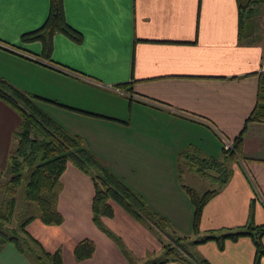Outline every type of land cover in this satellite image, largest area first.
I'll return each mask as SVG.
<instances>
[{"label":"crops","instance_id":"crops-1","mask_svg":"<svg viewBox=\"0 0 264 264\" xmlns=\"http://www.w3.org/2000/svg\"><path fill=\"white\" fill-rule=\"evenodd\" d=\"M245 1L255 9L264 8V0ZM61 4L66 25L80 41L55 33L45 58L40 40L22 38L42 28L48 0H0V80L45 100L40 109L79 137L186 242L249 222L264 226V124L247 125L241 156L223 161L226 181L202 208L196 234L191 232L192 207L180 187L195 191L182 181L183 168L186 177L192 172L180 154L221 162L224 143L240 133L256 101L257 75L264 71V33L259 34L249 20L244 24L248 32L239 39L241 0H61ZM19 123L17 114L0 101V177ZM69 167L61 178L71 174ZM71 181L84 189V200L78 196L73 203L63 198L62 186L57 210L63 220L69 217L67 212L77 217V207L90 212V182L77 176ZM123 226L122 236L132 252L142 255L160 248L131 219ZM60 227L77 242L65 222ZM90 232L88 239L99 244L93 237L96 230ZM260 242L264 248V236ZM189 253L208 264L254 260L248 237L225 241L221 249L213 241L193 245ZM0 264L31 263L7 243L0 246ZM258 264H264V258Z\"/></svg>","mask_w":264,"mask_h":264},{"label":"trees","instance_id":"trees-1","mask_svg":"<svg viewBox=\"0 0 264 264\" xmlns=\"http://www.w3.org/2000/svg\"><path fill=\"white\" fill-rule=\"evenodd\" d=\"M48 15L42 28L22 39L40 40L43 45L42 56L48 58L50 38L58 33L74 43L80 41L78 33L69 28L63 15L61 0H48ZM246 7V6H245ZM240 10L241 24L238 37L248 32L244 25V15L250 14L242 6ZM0 101L17 114L20 123L12 133L13 147L7 158V167L4 174L7 176L1 189L7 196L4 206L0 207V246L11 244L15 251L26 258L31 264H62L61 244H65L76 261L89 259L94 251V244L88 239L73 243L63 233L60 225L62 216L55 209V194L61 176L69 166L74 167L80 174L86 176L92 187L90 200L91 223L104 234L111 236L110 226L122 235L125 232L124 220L136 222L153 236L156 232L166 243L160 240L162 258L144 264H208L203 259L187 252L181 246L186 242L183 237L177 236L172 225L163 217L148 208L145 201L128 189L118 180L108 168L83 144V141L67 133L52 121L39 107L46 102L33 95L20 92L4 81L0 80ZM264 124V71L257 75L256 101L240 133L232 140L231 149L223 150V161H235L242 154L241 146L243 133L249 124ZM187 163L189 171L201 177L210 178L217 188L226 181V171L222 162L216 160L191 157L187 152L180 154ZM225 173L216 177L209 176L207 170ZM223 171V172H224ZM22 184V200L26 206H34L37 215L26 217L21 221L15 232L7 228L15 206L17 188ZM192 207L191 232L197 233L202 208L217 190L205 191L197 194L189 187L180 186ZM116 213L122 214L116 216ZM121 216H123L121 219ZM5 230L11 232L6 234ZM172 235H169L167 231ZM18 232V233H19ZM264 236V226H254L250 222L242 228L228 231L212 232L204 237L189 243L190 246L213 241L219 249L225 241L233 242L240 237H248L254 247L253 264H258L264 258V248L260 239ZM130 237V236H129ZM129 240V238H128ZM30 251V259L24 253L22 245Z\"/></svg>","mask_w":264,"mask_h":264},{"label":"rangeland","instance_id":"rangeland-1","mask_svg":"<svg viewBox=\"0 0 264 264\" xmlns=\"http://www.w3.org/2000/svg\"><path fill=\"white\" fill-rule=\"evenodd\" d=\"M248 4L250 8H245L247 11L251 12L250 14H245L244 21L247 24V21L251 20V22L255 24L254 28L261 33H264V8L262 7V10L255 9L256 6L254 4H251L249 2H246L245 0H241V5ZM260 34V33H259ZM225 150L230 151L228 148ZM218 161V160H217ZM222 164L223 159L221 160ZM182 163V162H181ZM185 167V166H184ZM70 173H67L64 175L60 182H58L56 190L54 191L55 194V209L57 210L58 207V193L63 186L65 189V193L63 192V198L68 199L69 201L75 203L77 201L78 196H81L84 200V189H82L80 186H77V184L74 181H71L74 179V176H77L82 180L85 184L89 181V179L85 176H82L77 172V170L70 166ZM76 171H71L74 170ZM224 168L226 169L227 166L224 163ZM182 181L195 189V191L198 194L204 193L205 191H211L217 188L216 183L212 182L210 178H205V177H200L199 175L192 174L188 175L186 177V171L184 168L182 169ZM224 169L218 171H212V170H207L205 173L208 174L209 176H218L219 173L222 175L225 173ZM77 172V173H76ZM7 176L4 174V177H0V186H3V183L6 181ZM88 179V180H87ZM67 182V183H66ZM90 182V181H89ZM68 186H67V185ZM0 187V207L1 209L4 206V201L7 200L6 194L3 192V190ZM87 199L89 197L87 196ZM81 206V202L78 203ZM75 206V204H72ZM85 211V212H84ZM67 212V211H65ZM77 212V217L73 218L72 214L66 213V215H69V217H65V220L62 218V223L65 222V228L70 229L72 231V237L74 240H77L76 243L88 239L90 235H92V232L90 230H96L97 235H94L93 237L98 238V243L94 246V251L92 256L84 261H76L73 259L72 255L70 254L67 246L65 244H61L60 250H61V259H62V264H144L147 262L159 260L162 258V251L159 248L158 250H145L142 255L140 253H134L130 250L128 244L124 240V237L118 233V231L114 229H109L111 236H108L107 234L102 233L101 231L98 230L97 227H95L91 223V214L89 210L83 209V211L80 209V207L76 208ZM60 215L61 213L58 212ZM36 210L34 206H26L23 203L22 200V184L17 188L16 190V195H15V206H14V211L12 214V217L10 218L7 228L14 231L15 234H17L20 238L22 239V235L20 234L19 231L16 230L17 225L23 221L26 217L29 216H36ZM62 216V215H61ZM91 228V229H90ZM6 234L10 235L11 232L5 230ZM19 232V233H18ZM86 235H84V233ZM167 233L173 237L176 235H172L171 232L168 230ZM151 235V234H150ZM154 240L157 242V244L160 247V240L163 243H166V239L164 237H160L156 232L153 233ZM90 240V239H88ZM92 241V240H90ZM93 242V241H92ZM94 244V243H93ZM104 244L108 246V248L105 250ZM181 246L183 249H185L187 252H190L191 246L189 245L188 242H183L181 243ZM22 249L24 250V253H26V256L30 259L31 253L30 251H27V246L25 244L22 245Z\"/></svg>","mask_w":264,"mask_h":264},{"label":"built area","instance_id":"built-area-1","mask_svg":"<svg viewBox=\"0 0 264 264\" xmlns=\"http://www.w3.org/2000/svg\"><path fill=\"white\" fill-rule=\"evenodd\" d=\"M225 149L228 148L229 150L231 149V143L230 142H225L224 143Z\"/></svg>","mask_w":264,"mask_h":264}]
</instances>
